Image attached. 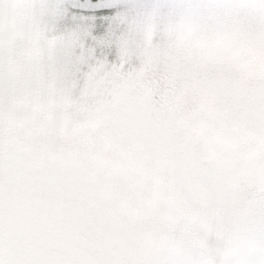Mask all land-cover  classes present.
<instances>
[{"label":"snow or ice","instance_id":"obj_1","mask_svg":"<svg viewBox=\"0 0 264 264\" xmlns=\"http://www.w3.org/2000/svg\"><path fill=\"white\" fill-rule=\"evenodd\" d=\"M0 264H264V0H0Z\"/></svg>","mask_w":264,"mask_h":264},{"label":"rangeland","instance_id":"obj_2","mask_svg":"<svg viewBox=\"0 0 264 264\" xmlns=\"http://www.w3.org/2000/svg\"><path fill=\"white\" fill-rule=\"evenodd\" d=\"M127 17L126 10H121ZM29 23L25 14L20 13L15 20L16 27L20 30L19 38L14 42L12 53L17 80V96L15 102L16 111L19 114H26L30 111L32 97L35 93L41 96L42 110L41 118L50 122L59 121L64 114L69 119L76 120L85 114L84 105H74L71 102L59 97L57 90L49 83H45L42 77L35 74V60L31 51L35 48L36 42L31 34L25 32V26ZM177 34L174 24L169 25V29L162 41H156L155 47L163 45L173 46L176 42ZM127 43V42H126ZM47 57H42L41 62ZM219 238L218 234H213V241Z\"/></svg>","mask_w":264,"mask_h":264}]
</instances>
